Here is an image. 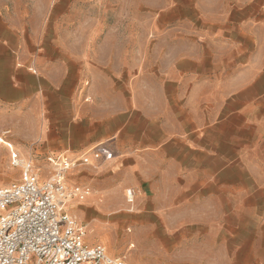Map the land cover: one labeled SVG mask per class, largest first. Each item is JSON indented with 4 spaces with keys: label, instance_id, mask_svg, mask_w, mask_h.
<instances>
[{
    "label": "crops",
    "instance_id": "crops-1",
    "mask_svg": "<svg viewBox=\"0 0 264 264\" xmlns=\"http://www.w3.org/2000/svg\"><path fill=\"white\" fill-rule=\"evenodd\" d=\"M0 140L88 155L63 212L112 258L264 264V0H0Z\"/></svg>",
    "mask_w": 264,
    "mask_h": 264
},
{
    "label": "built area",
    "instance_id": "built-area-1",
    "mask_svg": "<svg viewBox=\"0 0 264 264\" xmlns=\"http://www.w3.org/2000/svg\"><path fill=\"white\" fill-rule=\"evenodd\" d=\"M93 159H111L112 153L95 147ZM52 176L40 181L34 164L11 155V166L21 169L18 181L0 187V264H126L100 246H88L80 224L63 212L72 201H83L89 190L69 186L66 172L77 162L63 156L46 160ZM128 202L132 201L127 191Z\"/></svg>",
    "mask_w": 264,
    "mask_h": 264
},
{
    "label": "rangeland",
    "instance_id": "rangeland-1",
    "mask_svg": "<svg viewBox=\"0 0 264 264\" xmlns=\"http://www.w3.org/2000/svg\"><path fill=\"white\" fill-rule=\"evenodd\" d=\"M145 21L147 22L150 17H151V14H147L145 15ZM130 17H132V15H130ZM73 21V18L69 19L68 22H72ZM131 34L132 33H135L136 31H129ZM153 31L152 30H144L142 32V35L145 37V38H149V37H152V33ZM140 36V35H139ZM157 48H160V46ZM4 145L5 147L8 148L7 145H9L7 142H4L2 140V142L0 141V147ZM41 145L40 142H24V141H17V145L16 146H21L22 148H38L39 146ZM14 153L16 155V157L22 161H25V160H28V161H31L33 164H34V167H35V172L37 173L38 175V178L40 181H44L46 180L47 178H50L52 176V172L49 171V166L47 165V156L49 155H37V156H32L31 158L28 157V158H23L22 156L19 155V153L15 152L14 150ZM6 156V157H5ZM4 156V159L6 161V166L8 167V169L5 170V172L3 173H0V179L2 178H5V179H8L9 180V183H12V182H15V181H18L20 179V176H21V169L20 168H14L11 166V156H10V153H9V156L5 155ZM3 160V159H2ZM5 161L3 160V163L5 164ZM68 184V183H67ZM7 185V184H6ZM4 185V186H6ZM69 186H71L70 184H68ZM3 185H0V187H2ZM78 222V221H77Z\"/></svg>",
    "mask_w": 264,
    "mask_h": 264
},
{
    "label": "bare ground",
    "instance_id": "bare-ground-1",
    "mask_svg": "<svg viewBox=\"0 0 264 264\" xmlns=\"http://www.w3.org/2000/svg\"><path fill=\"white\" fill-rule=\"evenodd\" d=\"M1 141V140H0ZM2 142V141H1Z\"/></svg>",
    "mask_w": 264,
    "mask_h": 264
}]
</instances>
